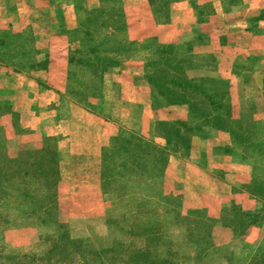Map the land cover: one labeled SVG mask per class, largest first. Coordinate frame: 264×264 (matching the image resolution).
Segmentation results:
<instances>
[{"label":"rangeland","instance_id":"rangeland-1","mask_svg":"<svg viewBox=\"0 0 264 264\" xmlns=\"http://www.w3.org/2000/svg\"><path fill=\"white\" fill-rule=\"evenodd\" d=\"M52 1L48 0V4L52 5ZM57 1L72 2L76 12L75 27L68 31H73L81 27L80 10L86 6L96 8L100 0ZM118 1L127 41L140 45L153 39L160 46L169 45L190 55V61L183 68L185 75L190 70L196 73L204 69L214 74L229 70L227 77L204 76L214 82L222 96L220 107L213 115H219L223 123L218 127L203 124L200 117L190 115L184 104L151 107L146 60L140 50L129 51L126 59L119 58L116 65L107 66L133 62L141 67L149 88L150 109L159 110L158 117L167 120L158 122L176 127L180 124V132L187 126L192 129L185 133V146H166L164 137L154 132L156 140H142L140 156L109 155L105 175L109 178L108 189L115 194L108 195L109 209L102 221L86 222V227L75 233L58 219L53 200L41 180L28 178L20 185L25 196L20 195V190L12 189L10 174L20 164L21 157L5 154L4 129L0 124V168L6 170L7 175V181L0 184V264H20L21 261L31 264L41 257L46 264H264V61L251 52L248 56L244 52L248 51L251 38L254 39L251 49L259 48L258 41L264 30L256 34L257 22H264V9L257 13L254 10L249 19L253 25L248 29L250 32L233 34L231 42L219 55L199 52L200 55L191 43L160 44L155 37L135 41L126 34V19L130 21L128 26L133 27L138 17H148L147 8L156 23L165 24L171 3L185 1L194 10L197 0H167L163 12L160 0L153 4L152 0H147V8L143 6L139 10L140 0ZM212 3L216 8L215 0H211L196 12L198 22L211 20ZM217 3L221 13H229L228 17H235L236 24H240L236 30L242 28L245 14L242 1L217 0ZM124 5L130 7L126 13ZM225 19L232 23V19ZM61 35L68 39L63 29ZM79 47L78 43L69 45L71 50ZM234 47L240 50H233ZM200 56L201 59H197ZM102 86L101 75L98 88L76 87L80 90L78 96L65 93L85 105L99 98ZM41 166L49 172L53 167L56 169L51 156ZM48 184L52 182L48 180ZM241 196L248 201H241ZM182 197L188 198L184 199L188 202H182ZM212 197H220L221 202H213ZM49 199L52 200L50 207L44 211L42 206ZM218 207V214L212 217ZM244 213L255 222L246 225ZM133 252L142 256L130 257ZM23 256L28 259L24 260Z\"/></svg>","mask_w":264,"mask_h":264},{"label":"crops","instance_id":"crops-1","mask_svg":"<svg viewBox=\"0 0 264 264\" xmlns=\"http://www.w3.org/2000/svg\"><path fill=\"white\" fill-rule=\"evenodd\" d=\"M208 1L211 0H197L194 10L185 1L171 3L166 23L158 24L149 13L147 0H140L138 10L145 6L148 17H138L133 27L128 26L130 21L126 19L127 37L135 41L155 37L160 44L191 43L197 53L219 55L231 42L233 34L250 32L248 29L253 25L249 19L254 10L257 13L264 9V0H241L244 24L236 30L240 24H236L235 17H228L229 13H221L217 0L218 8L212 3L211 20L197 21L196 12ZM52 2L49 5L48 0H0V30L17 34L29 32L34 37L35 61H47L45 67L32 69L0 64V124L4 129L5 154L20 156L24 168L31 165V170L44 171L41 163L48 161L49 156L53 158L56 169L53 167L52 176L47 177L52 182L48 184L51 189L47 193L53 200L58 219L75 233L82 231L86 222L102 221L109 209L108 195L114 191L108 189L109 178L105 175L108 156H140L142 140L157 139L155 122L167 120L158 117L159 110L150 109L149 88L142 68L133 62L106 68L102 73V94L88 104H78L65 93L70 90L66 83L70 43L61 33L62 29L68 31L75 27L76 12L71 1L68 4ZM129 8L124 5L125 13ZM225 18L232 19V23ZM215 21L218 22L214 24ZM257 23L256 34L259 35V30H264V22ZM262 35L259 48L254 49L257 51L251 49L254 40L251 38L248 51L244 50L246 56L251 52L264 61V32ZM194 62L200 64L197 60ZM227 73L214 74L203 69L196 73L187 71L186 75L188 78L227 77L230 75ZM241 197V201H248ZM212 198L215 203L221 202L220 197ZM184 199L182 197L181 201L187 203ZM216 211L212 217L218 214L219 207Z\"/></svg>","mask_w":264,"mask_h":264},{"label":"trees","instance_id":"trees-1","mask_svg":"<svg viewBox=\"0 0 264 264\" xmlns=\"http://www.w3.org/2000/svg\"><path fill=\"white\" fill-rule=\"evenodd\" d=\"M154 1L156 0H152V4ZM160 3V9L163 12L167 0H160ZM80 11L83 14L81 27H77L73 31H65L69 43L80 45L77 49L68 50V75L66 78L68 89H70L68 92L78 96L80 90L77 88L82 86L98 88L100 76L107 66L116 65L119 58L126 59L129 51L140 50L146 60V77L151 87V107L160 108L166 105L184 104L188 107L190 115L200 117L203 124H212L215 127L222 125L223 119L219 115H213V112L220 107L219 98L222 97L214 82L204 77L188 78L183 72V68L191 59L190 55L186 56L185 53L179 52L169 45L160 46L153 39L145 40L140 45L127 41L118 0H100L96 8L86 7ZM34 53V37L29 32L17 34L8 30L0 31V64L15 69L45 67L47 61L36 62ZM179 127L180 124L176 127L173 124L157 122L154 125V132L155 135L164 137L166 146L169 144L185 146V133L190 132L192 128L187 126L184 131L180 132ZM151 151L161 154V151L153 149ZM31 168V165L24 168L18 164L10 174L13 179L11 187L17 191L20 190L21 196L26 194L19 186L26 183L28 178L31 181L41 179L46 191L50 188L47 185V177L52 176L53 171L49 172V169L37 171V168L33 170ZM156 169H159L157 165ZM6 181V170L2 171L0 168V184L2 185ZM0 192H2L1 189ZM50 202V199L44 202L45 206H42L44 211L50 207ZM244 216L246 225L255 222L250 220L248 213H244ZM140 254L133 252L129 256L141 257ZM26 258L28 259L23 256L24 260ZM34 261L31 264H46L43 257ZM20 264L26 263L21 261Z\"/></svg>","mask_w":264,"mask_h":264}]
</instances>
